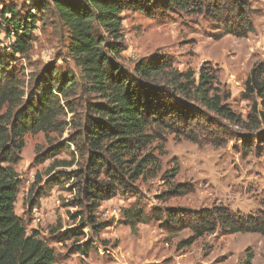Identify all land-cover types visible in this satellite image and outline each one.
Masks as SVG:
<instances>
[{"label":"trees","instance_id":"1","mask_svg":"<svg viewBox=\"0 0 264 264\" xmlns=\"http://www.w3.org/2000/svg\"><path fill=\"white\" fill-rule=\"evenodd\" d=\"M58 18L70 35L68 52L79 73L59 77L56 69L48 72L26 98L18 72L0 55V264H57L56 250L38 232L29 233L25 220L16 212L21 185L15 165L25 146V135L39 132L63 134L79 154L76 159L56 158L68 146L52 144L36 157L41 163L54 158L48 169L78 168L69 175L77 179V205L81 207L79 227L63 230L61 221L50 229L58 242L80 241L84 228L95 236L108 225L97 220L102 202L132 188L139 179L159 176L161 162L152 146L166 134L200 143L195 127L197 115L211 112L217 121L254 128L264 123V64L253 67L246 78L242 98L252 102L244 118L236 113L228 99L230 93L220 89L217 67L207 61L199 71L181 70L165 55L154 54L138 60L133 69L124 67L120 58L126 49L122 14L127 10L153 14L154 8L184 12L209 11L224 29V34L247 37L254 30V11L250 0H52ZM45 5L37 3L34 10ZM10 15V17H7ZM2 16L10 41V55L26 56L33 44L36 14L25 20L17 8L4 7ZM219 38L222 37L218 35ZM68 115H71L68 120ZM208 116V115H207ZM209 117V116H208ZM196 125V126H195ZM216 125V124H215ZM217 137L211 138V140ZM213 142H216L213 140ZM220 145L219 142H216ZM179 169L166 170L164 198L194 191L190 182L174 183ZM58 179L51 176L48 184ZM165 225L174 231L191 229L192 235L177 245L190 247L206 234L254 232L264 234V212L242 214L221 205L214 209L160 208ZM126 224L134 231L139 223L163 220L154 209L147 214L140 205L124 212ZM77 219V216H73ZM94 243V239L90 241ZM86 247L87 242L83 243ZM87 249L76 247L72 251ZM253 253L247 257L251 264Z\"/></svg>","mask_w":264,"mask_h":264},{"label":"rangeland","instance_id":"2","mask_svg":"<svg viewBox=\"0 0 264 264\" xmlns=\"http://www.w3.org/2000/svg\"><path fill=\"white\" fill-rule=\"evenodd\" d=\"M250 2L254 30L247 37L224 34L223 26L205 10L184 12L162 5L154 8L153 14L127 10L122 14L126 49L120 62L132 70L138 60L161 54L181 70L199 71L209 61L217 67L220 89L231 95L228 102L232 109L247 118L252 102L242 98L245 81L253 67L264 64V0ZM37 3H43L45 8L34 10ZM8 6L17 8L22 21L29 13L37 15L32 48L24 57L10 55L13 38L5 31L8 22L2 16L3 8ZM69 43L68 29L58 18L52 0H0V55L18 72L26 98L41 77L47 80L51 69H56L59 77L79 73L68 52ZM195 115L194 122L200 123L195 125L200 143L174 134L155 141L152 146L162 167L159 176L139 179L132 188L122 189L116 197L102 202L96 212L97 220L108 226L97 237L90 227L84 228L85 236L78 242H58L50 232L59 221L63 230L82 223V209L76 204L74 187L77 179L69 175L78 166L57 167L48 174L54 158L41 163L36 160L59 142L68 147L56 158L70 160L75 153L79 159L75 145L66 140L72 130L66 129L62 135L44 132L25 135V146L15 165L21 181L15 207L28 232H38L56 250L57 264H247L250 253H253L251 264H264V234L217 231L204 235L184 250H177L178 243L190 237L192 230L174 231L165 225L160 208L212 210L224 205L245 215L264 212V123L249 128L227 120L217 121L211 112ZM215 136L213 140L220 145L211 140ZM173 167L179 172L172 181L190 182L195 189L186 195L164 198L168 184L161 175ZM51 176L58 179L56 183H47ZM138 205L149 215L154 209L163 213V220L139 223L133 231L126 224L124 212ZM79 246L87 249V253L72 251Z\"/></svg>","mask_w":264,"mask_h":264}]
</instances>
